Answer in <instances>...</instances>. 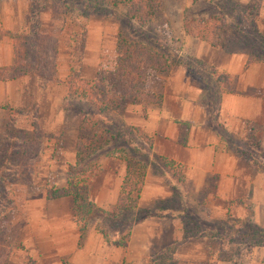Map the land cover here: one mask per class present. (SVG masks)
Wrapping results in <instances>:
<instances>
[{
	"label": "rangeland",
	"instance_id": "rangeland-1",
	"mask_svg": "<svg viewBox=\"0 0 264 264\" xmlns=\"http://www.w3.org/2000/svg\"><path fill=\"white\" fill-rule=\"evenodd\" d=\"M138 2L25 0L22 30L10 34L13 62L0 67V82L7 86L6 98L0 99V264H69L68 255L50 253L47 232L52 230L57 246L65 243L74 224L71 199H47L46 195L65 187L69 173L82 171L88 178V198L96 204L99 199L93 188L103 177V165L105 169L113 167L111 162L124 166L108 155L111 150L124 151L127 158L143 162L161 176L169 195L148 210L155 213L165 208L181 222L180 247L170 243L159 252L151 249L141 264H206L205 251L213 264H264V229L253 224L249 204L234 199L226 204L224 214H210L198 194L179 183L178 166L152 159L137 125L146 108L155 106L168 71L182 66L195 76L201 65L181 53L187 35L182 29L184 19L211 16L197 29H214L223 22L214 38L217 45L264 58V32L255 22L264 10V0H157L154 11L140 18L143 21L130 17V4ZM138 12L145 11L138 8ZM117 38L154 50L169 66L144 71L137 84L139 103L98 111L73 90L95 76L109 77L116 62ZM93 131L104 134L90 143ZM84 144L76 159L75 149ZM241 153L254 158L248 151ZM255 156V168L264 170V154ZM142 213L129 210L117 218L92 213L85 217V236L96 232L95 226L107 231L130 229L128 220Z\"/></svg>",
	"mask_w": 264,
	"mask_h": 264
},
{
	"label": "crops",
	"instance_id": "crops-1",
	"mask_svg": "<svg viewBox=\"0 0 264 264\" xmlns=\"http://www.w3.org/2000/svg\"><path fill=\"white\" fill-rule=\"evenodd\" d=\"M25 4V0H0V67L13 62L10 34L21 32ZM258 19L257 29L264 32V10ZM183 37L181 53L201 65L195 76L182 66L168 71L161 80L159 106L146 108L137 125L149 140L150 155L179 165V183L188 184L210 214H224L229 201L240 199L249 204L253 224L264 229V170L256 169L254 164L256 152L259 157L264 154V61L247 63L249 53L245 50ZM6 87L0 82V99L6 98ZM241 150L254 158H245ZM116 164L111 162L113 167L106 169L103 165V177L93 188L99 199L96 205L103 209L114 203L124 174L125 166ZM167 195L169 190L161 176L147 168L132 209L143 210V215L131 223L124 247L108 244L94 231L77 246V228L71 224L62 246H57L49 229L50 253L68 255L69 264H141L151 249L159 252L170 243L178 249L182 241L179 217L165 208L155 213L148 210ZM208 201L213 203L206 206ZM203 257L206 264L214 263L207 251Z\"/></svg>",
	"mask_w": 264,
	"mask_h": 264
},
{
	"label": "trees",
	"instance_id": "trees-1",
	"mask_svg": "<svg viewBox=\"0 0 264 264\" xmlns=\"http://www.w3.org/2000/svg\"><path fill=\"white\" fill-rule=\"evenodd\" d=\"M113 1L112 3H115ZM157 0H139L138 5L130 4V17L134 20H140L144 18L145 14L152 13L156 7ZM141 8L142 13L138 12V8ZM211 16L204 20L198 19H184L182 22L183 32L192 37H197L203 41L209 42L211 45L222 47L223 45H217L214 42V38L219 36V27L223 25V22L217 23L214 29H197L199 23H208L211 20ZM116 50V62L113 65V69L110 71V75L107 79H100L95 76L93 80L85 85L77 86L73 92L79 97L88 98V100L94 104L98 111L111 110L116 105L134 104L139 103L140 98L137 93V84L145 76V70H159L166 69V59H163L161 54L156 53L154 50L140 47L139 44L126 41L125 39L117 38L115 41ZM251 61H264V58H254L250 55L247 56L246 62ZM83 82V81H82ZM90 96L89 93H93ZM150 97L149 94H146ZM160 94L157 96V101L154 102L155 106L160 104ZM139 98V99H138ZM93 131L90 133L89 142L97 141L95 136H103V132ZM142 137V136H141ZM145 137V141L148 144L149 140ZM143 137V138H144ZM83 147V148H82ZM85 144L77 146L75 149V158L80 155L81 149H84ZM143 152V150H140ZM109 156L124 162L125 170L120 180L117 197L114 203L107 209H103L97 206L88 198V184L87 175L78 171L75 175L68 174L66 180V186L63 188L55 189L46 195V198H58V197H70L71 209L74 224L77 228V246L81 245V242L85 236V217L95 213L105 215L111 218H117L122 214L132 210L136 207L137 200L141 185L143 183L146 165L143 162L137 160H131L127 158L124 151L114 152L111 150L108 152ZM144 153L145 152L144 150ZM154 160L155 156H151ZM164 162V165L171 167L175 164L173 161L164 157H156ZM176 166L179 165L175 164ZM131 224L134 219L128 220ZM128 223V224H129ZM94 230L101 235L103 240L108 244H112L116 247H124L127 244L129 238V228L113 229L112 231L104 230L101 227L95 226Z\"/></svg>",
	"mask_w": 264,
	"mask_h": 264
}]
</instances>
